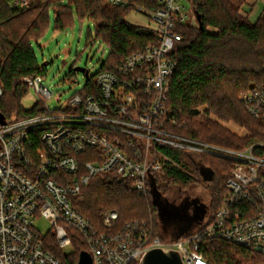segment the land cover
I'll return each mask as SVG.
<instances>
[{"label":"built area","instance_id":"obj_1","mask_svg":"<svg viewBox=\"0 0 264 264\" xmlns=\"http://www.w3.org/2000/svg\"><path fill=\"white\" fill-rule=\"evenodd\" d=\"M6 1L11 10L24 11L38 0ZM156 1L153 9L108 0L112 6L131 8L154 20L158 42L131 53L115 71L85 75L82 91L61 107L52 110L47 105L52 93L42 74L23 78L38 95L42 111L0 121V264H65L36 229L39 219L50 224V235L62 252L74 250L71 232H77L93 264H139L153 249L178 251L184 264H208L201 251L208 240L223 241L264 259V143L232 150L166 128L167 122L169 127L177 124L174 118L166 119V104L177 67L170 54L182 41L178 28L199 25L194 7L188 11L184 0ZM3 95L0 86V99ZM241 101L264 122V89L245 94ZM199 112L200 117L207 116L205 107ZM207 117L218 121L213 113ZM165 148L189 153L197 165L202 154L232 162L226 195L211 222L207 219L184 238L163 240L137 221L113 231L119 214L112 210L102 214L104 230H99L73 206V199L91 180L108 173L129 180L140 195H148L152 175L181 168L162 153ZM88 152L89 161L78 158Z\"/></svg>","mask_w":264,"mask_h":264},{"label":"trees","instance_id":"obj_2","mask_svg":"<svg viewBox=\"0 0 264 264\" xmlns=\"http://www.w3.org/2000/svg\"><path fill=\"white\" fill-rule=\"evenodd\" d=\"M132 4L156 9V0H127ZM202 17L204 29L183 25L178 28L182 41L170 54L176 63L171 78L166 119L174 118L175 126L166 128L192 140L209 145L245 150L255 143H264V122L255 119L245 108L241 98L255 90L264 89V14L251 21L245 14L247 0H190ZM55 12V29L66 30L78 16L96 24V39L101 37L110 46L111 53L101 71H115L131 53L158 42L154 28L135 26L126 20L133 10L115 7L108 0H38L31 8L13 11L6 0H0V86L4 91L0 99V113L5 120L22 119L42 111L36 103L25 110L22 102L29 94L23 78L42 74L32 42H38L51 24L50 12ZM216 28L214 34L208 28ZM90 86V83L88 84ZM205 114L213 113L218 121ZM222 122H234L249 132L240 138ZM162 153L181 168H168L164 174L152 175L148 195H140L129 180L114 173L96 176L73 206L99 230H104L102 214L112 210L119 214L116 227L127 223H145L161 239H181L196 229L181 232L179 229L162 231L159 198L166 199L172 188L186 192L189 187L201 184L200 170L189 153L170 148ZM91 154H80L86 161ZM201 165L213 174L214 186L208 211L211 222L226 195V183L232 162L207 154L200 155ZM89 161V158H87ZM198 229V228H197ZM74 250L64 254L52 235L46 243L49 249L65 264H77L84 241L72 231ZM208 264H264V259L248 251L219 240H208L201 249Z\"/></svg>","mask_w":264,"mask_h":264},{"label":"rangeland","instance_id":"obj_3","mask_svg":"<svg viewBox=\"0 0 264 264\" xmlns=\"http://www.w3.org/2000/svg\"><path fill=\"white\" fill-rule=\"evenodd\" d=\"M253 1H256L255 13L251 12L249 6L247 10L250 13L251 21H256L264 14V0ZM183 3L188 11L193 9L189 0H184ZM192 16L190 14L189 23L193 22ZM126 20L135 26L154 29L157 27L154 20L140 14L137 10L129 13L126 16ZM50 21L51 24L45 35L38 42L33 41L32 45L41 67L42 75L45 78L44 84L52 93L51 99L46 103L52 110H55L73 95L81 92L86 85L85 74L77 72L75 69H85L90 76H96L101 71L103 63L107 61L111 48L103 38L98 37L96 39V24L89 19H79L78 16H75L73 24L63 31L55 29L54 11L50 12ZM196 22H198L197 17ZM217 31L216 28H208L209 33L215 34ZM38 101L39 97L36 92L29 90V94L23 100L22 105L25 110H30ZM222 124L243 133L241 135L245 134V137L249 135L246 128L234 122H222ZM242 128L245 130L244 132H241ZM198 167L201 184L189 187L186 192H181L178 188H172L166 199L162 200V198H159V220L162 231L179 229L181 232H188L203 226L206 220L209 219V214L207 216H192L196 204L202 208L209 209L211 190L214 186V180L206 181L203 176L207 173V170L201 165H198ZM36 229L45 240L48 239L50 242L48 236L51 233V226L47 221L39 219ZM63 252L67 255L72 253L69 249Z\"/></svg>","mask_w":264,"mask_h":264},{"label":"water","instance_id":"obj_4","mask_svg":"<svg viewBox=\"0 0 264 264\" xmlns=\"http://www.w3.org/2000/svg\"><path fill=\"white\" fill-rule=\"evenodd\" d=\"M194 10L199 28L203 30L204 26L202 23V17L196 9ZM75 71L82 72L86 76L89 75V72L85 69L76 68ZM3 120H5L4 115L0 113V121ZM203 176L206 181L213 180V174L211 172H208V170L207 173H205ZM77 264H93V259L88 252H82L79 256V261ZM139 264H184V262L178 251L167 249H153L144 255Z\"/></svg>","mask_w":264,"mask_h":264},{"label":"flooded vegetation","instance_id":"obj_5","mask_svg":"<svg viewBox=\"0 0 264 264\" xmlns=\"http://www.w3.org/2000/svg\"><path fill=\"white\" fill-rule=\"evenodd\" d=\"M208 211V208H202L201 206L196 204L192 216H207Z\"/></svg>","mask_w":264,"mask_h":264},{"label":"crops","instance_id":"obj_6","mask_svg":"<svg viewBox=\"0 0 264 264\" xmlns=\"http://www.w3.org/2000/svg\"><path fill=\"white\" fill-rule=\"evenodd\" d=\"M249 4V5H248ZM255 5H256V1H253V0H248L247 1V5L245 6V8H244V12L245 13H247V15H250V13L248 12V6H249V9L251 10V12H254L255 13V11L254 10H256L255 9Z\"/></svg>","mask_w":264,"mask_h":264}]
</instances>
